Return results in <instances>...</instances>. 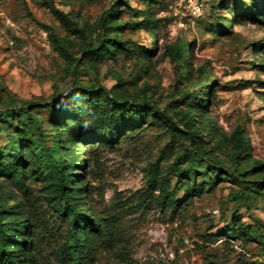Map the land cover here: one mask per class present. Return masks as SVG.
I'll return each mask as SVG.
<instances>
[{
  "label": "rangeland",
  "instance_id": "1",
  "mask_svg": "<svg viewBox=\"0 0 264 264\" xmlns=\"http://www.w3.org/2000/svg\"><path fill=\"white\" fill-rule=\"evenodd\" d=\"M250 5L262 7L264 0H0V111L22 106L31 116L26 123L14 115V127L0 122V152L19 125L53 143L56 101L76 84L112 93L123 88L171 114L174 105L205 108L196 115L195 143L185 137L180 114L174 116L179 137L144 123L112 144L79 139L77 186L86 190L93 217L113 226L86 264H264V19L229 23ZM51 34L77 59L71 66ZM100 34L125 48L92 64L81 51ZM152 35L156 50L144 57L139 50L154 48ZM177 46L182 58L165 54ZM69 122L58 133L60 152ZM237 128L246 132V155L236 145ZM196 145L202 190L182 199L190 180L175 183L174 168L186 163L185 150L197 154ZM237 159L240 177L233 172ZM25 167L23 180L1 177L0 189L8 204L23 201L28 225L38 227L33 264H69L67 226L52 206L47 169L39 162ZM162 189L182 200L175 211L157 203ZM234 213L254 238L233 233Z\"/></svg>",
  "mask_w": 264,
  "mask_h": 264
},
{
  "label": "trees",
  "instance_id": "2",
  "mask_svg": "<svg viewBox=\"0 0 264 264\" xmlns=\"http://www.w3.org/2000/svg\"><path fill=\"white\" fill-rule=\"evenodd\" d=\"M111 12L109 11L108 14ZM112 16L116 15L112 14ZM243 19H264V6L250 5L237 10L235 19L231 18L229 23ZM50 36L59 53L67 59L69 66L76 62L77 59L69 54L65 47V40L54 34ZM151 37L154 39L152 44L154 48L139 50L144 57H148L149 53H154L156 50L157 36ZM118 48L125 47L116 37L109 38L100 34L94 43L91 41L87 43L81 51V56L94 64L105 56L115 54ZM181 51V47L177 46L174 49L166 48L164 52L180 59ZM56 102L58 105L55 111L56 120L53 121L56 134L53 136V143L48 144L43 134H40L38 139H34L28 129L17 126L16 135L11 136L8 141L9 148L0 152V178L12 177L23 180L27 175L26 164L42 163L50 178L48 189L52 206L66 222L67 237L64 245L68 250L65 253L66 258L69 264H86L94 258L95 249L100 244L102 236H112L113 226L106 221L102 225L100 218L93 217L86 190L77 186L79 174L74 170L83 162L81 156L84 152L78 143L79 139L88 144H91L89 143L91 140L102 144H112L121 138H126L130 132L144 123L145 125H164L170 135L179 137L180 135L176 132L180 129L175 124L174 116L180 114L178 118L187 128L185 137L191 143H195L200 140L198 128L195 126L196 115H200L205 108L198 105L194 110L193 107L182 108L174 105L170 106V110H173L171 114L144 95L132 94L123 88L112 93L99 84H76ZM22 104L31 105L32 102L24 101ZM16 114L23 117V122L29 123L30 113L22 106L9 107L0 111V122L14 127L12 119ZM66 120H70L67 126L68 138L60 152L61 143L58 142V133L62 127L66 126ZM233 136L242 155L248 154L250 147L246 132L237 128ZM195 148L194 152H197L198 146L196 145ZM201 153V150H198L197 154L185 150L186 163L174 168L175 183L181 182L184 178L190 180L185 183L182 199L202 190V185L196 180L199 170L195 167V162L202 158ZM232 163L234 174L240 177L243 162L237 159ZM157 167V163L152 166L151 176L148 179L150 186L153 184ZM259 168L260 162L253 161V169ZM215 174V178H219L221 174L219 169H215ZM233 180L236 178L234 177ZM259 185L264 187V177ZM160 192L162 193L158 195L157 203L161 207H168L172 212L175 211L182 201L175 191L162 189ZM81 206H84V210ZM29 216L30 211L24 206L23 201L8 204L6 194L0 189V264H33L35 262L34 248L39 231L37 225L33 227L28 225ZM230 226L233 233L244 241L255 237V234L247 231L243 223L236 218V213L231 216Z\"/></svg>",
  "mask_w": 264,
  "mask_h": 264
}]
</instances>
